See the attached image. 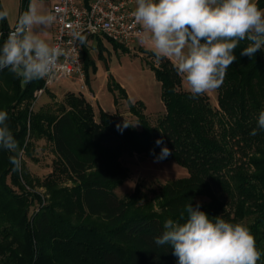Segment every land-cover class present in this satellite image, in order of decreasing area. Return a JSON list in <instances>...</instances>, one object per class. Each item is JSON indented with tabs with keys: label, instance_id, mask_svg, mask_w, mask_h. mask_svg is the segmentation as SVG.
<instances>
[{
	"label": "trees",
	"instance_id": "trees-1",
	"mask_svg": "<svg viewBox=\"0 0 264 264\" xmlns=\"http://www.w3.org/2000/svg\"><path fill=\"white\" fill-rule=\"evenodd\" d=\"M28 2L21 0L20 14ZM256 2L264 8V0ZM8 30L6 20L0 21V44ZM244 46L246 42L234 50L237 60L216 89V109L206 94L190 98L170 59L148 63L160 83L165 110L155 124L144 103L131 101L109 73L107 89L114 104L123 98L139 123L122 132L116 126L129 122L126 118L102 109L96 114L82 94L67 92L55 108L43 105L34 111V92L43 79L22 85L8 69L0 71V110L9 114L20 153H28L32 141L45 139L55 154L51 171L40 181L30 178L23 162L13 171V153L0 149V264H177L172 249L157 247L153 238L167 219L179 218L185 205L195 206L198 197L207 199L199 204L209 217L249 227L262 253L257 264H264V131L250 135L264 109V50L250 59L240 55ZM98 57L102 59V47ZM83 60L87 82L95 64L84 46ZM165 146L171 155L159 161L172 159L188 175L158 190V209L139 184L126 197H117L113 190L128 177L121 158L137 154L156 159ZM67 181L71 185H62Z\"/></svg>",
	"mask_w": 264,
	"mask_h": 264
},
{
	"label": "clouds",
	"instance_id": "clouds-1",
	"mask_svg": "<svg viewBox=\"0 0 264 264\" xmlns=\"http://www.w3.org/2000/svg\"><path fill=\"white\" fill-rule=\"evenodd\" d=\"M135 4L132 16L141 28L137 33L139 43L152 51L156 62L174 59L191 99L222 86L227 69L237 60L234 50L242 42L246 46L241 56L252 59L257 51L264 50V9L256 0H135ZM8 15L6 10L0 11V21ZM54 20L53 15L43 11L41 0H31L0 44V71L8 69L22 85L42 79L51 82L60 70L61 57L70 54L61 44L50 43L42 35ZM72 36L85 43L86 38L79 32ZM8 119V112L0 110V149L13 153L9 162L17 171L22 164V149ZM137 124L124 120L116 127L122 132ZM258 131H264V109L259 111L257 127L250 135ZM156 144L162 145L163 139ZM169 155L165 146L156 159ZM153 243L170 247L177 264H257L262 255L246 224L228 222L221 216L209 217L199 203L193 206L191 202L178 219L164 222Z\"/></svg>",
	"mask_w": 264,
	"mask_h": 264
},
{
	"label": "rangeland",
	"instance_id": "rangeland-1",
	"mask_svg": "<svg viewBox=\"0 0 264 264\" xmlns=\"http://www.w3.org/2000/svg\"><path fill=\"white\" fill-rule=\"evenodd\" d=\"M97 40L104 42L105 47L102 52V59L98 57V49L102 47V42L98 43L93 50V62H98L101 70L95 66V70L90 66L88 73L90 76V87L97 96L96 100L88 98L87 92L81 90L80 84L61 78L54 82L45 92L35 95L32 102V110L36 111L43 105H49L55 108L57 104L64 101L67 92H73L75 95L81 94L94 106L97 114L99 109L106 112L113 110V97L107 89V77L110 73L114 79L126 90L131 101L140 100L145 105V113L152 124L164 113V106L161 101L160 83L155 78L154 72L148 66V63L159 65L154 57L141 52L140 47L136 50L123 51L121 48H113L110 42L105 38L96 36ZM100 44V45H99ZM171 60V59H170ZM172 61V60H171ZM106 71L107 75H103ZM182 87L187 90L183 80ZM35 93V92H34ZM209 97L212 108H217V91L205 93ZM88 98V99H87ZM125 100L119 99L117 114L126 118L129 122L137 124L135 117L127 109ZM100 107V108H99ZM137 126V125H136ZM22 162L25 164L31 179L42 181L52 169V163L55 159L53 148L45 139H36L32 141L28 153H20ZM121 164L128 169V177L113 190L119 198L129 195L136 184L140 185L142 193L155 206L154 195L167 182L176 178L188 175L187 170L180 166L176 161L170 159L167 161H157L156 159L139 156L137 154L125 155L121 158ZM62 185H71L65 182ZM35 190L44 193L45 189L34 183ZM198 203L207 202V199L198 197Z\"/></svg>",
	"mask_w": 264,
	"mask_h": 264
},
{
	"label": "built area",
	"instance_id": "built-area-1",
	"mask_svg": "<svg viewBox=\"0 0 264 264\" xmlns=\"http://www.w3.org/2000/svg\"><path fill=\"white\" fill-rule=\"evenodd\" d=\"M133 11V0H52L48 13L55 17L50 25L51 43L61 44L70 54L67 58L61 57L60 70L51 82L43 79L42 88L34 94L39 96L61 78L77 81L81 88L85 86L83 46L73 40V32L85 38L100 36L129 50L138 49L141 44L137 33L141 28L132 16Z\"/></svg>",
	"mask_w": 264,
	"mask_h": 264
},
{
	"label": "crops",
	"instance_id": "crops-1",
	"mask_svg": "<svg viewBox=\"0 0 264 264\" xmlns=\"http://www.w3.org/2000/svg\"><path fill=\"white\" fill-rule=\"evenodd\" d=\"M0 2H1L3 10H6L9 13V15H8V17L6 19V22H7L8 28L10 30V29H12L15 26L16 21H17L19 15H20L21 0H0ZM30 2H31V0H29V2L27 4V9H28V6H29ZM41 3L43 5V11L46 14H48L49 10H50V7H51V4H52V0H41ZM133 7H134V9L136 7L135 0H133ZM262 9H264V8H262ZM42 35H43L44 38H46L51 43V40H52V28H51V26H49L47 29H45L44 32L42 33ZM101 42H102L101 40L99 41V40L96 39V36L86 37L85 43H83V46L87 48L88 54H89V57H90L91 60H93V57H92L93 55L92 54H94L92 49H94L95 46L98 43H101ZM101 45H102V52H103L104 51V47H105L104 42H102ZM140 50H141V52H144V51L152 52V51L149 50V48L147 46H144V45L140 46ZM97 54H98V52H97ZM171 60L175 64L174 59H171ZM94 64L97 67V72H98V70H101V68L99 66L100 64L98 62H95ZM102 73H103V75H107L106 71H102ZM74 82H77V81H74ZM77 83H79V82H77ZM90 86H91L90 85V76H89V73H88V81L85 83V86L83 88H81V90L87 92V95H88L89 99L96 100L97 96L94 95V93H93V91H92ZM127 96L129 98L128 94H127ZM89 99H88V102H90ZM90 104H91V102H90ZM118 106H119V104L115 105L114 102H113V110H112V112H108V113H111V114L117 113ZM92 107H93V110H94V106L93 105H92Z\"/></svg>",
	"mask_w": 264,
	"mask_h": 264
}]
</instances>
